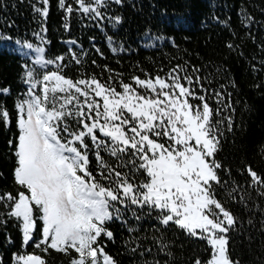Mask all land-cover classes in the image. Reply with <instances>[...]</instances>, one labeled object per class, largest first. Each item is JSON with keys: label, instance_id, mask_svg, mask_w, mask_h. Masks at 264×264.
I'll use <instances>...</instances> for the list:
<instances>
[{"label": "trees", "instance_id": "obj_1", "mask_svg": "<svg viewBox=\"0 0 264 264\" xmlns=\"http://www.w3.org/2000/svg\"><path fill=\"white\" fill-rule=\"evenodd\" d=\"M89 4L98 7L94 0H85ZM68 6L73 8L71 13L66 12ZM45 7L47 17L36 11ZM98 10L101 16L94 18V13L80 9L78 0H65L63 8L59 0H48L47 5L42 0H0V37H11L0 38V89L10 90L0 94V106L11 117L8 125L0 121V196H16L23 190L14 180L15 105L26 98L30 87L25 82L28 69H34L36 78L42 80L43 73L57 70L60 64L66 77L77 80L95 75L102 83L112 77L121 91L119 81L134 84V76L167 78L181 65L180 75L192 77L195 91L205 95L213 109H220L214 119L224 121L216 159L228 171L218 170L222 183L214 187L216 198L237 219L235 229L228 233L229 255L239 264H264V196L259 194L264 189L252 184L247 172L251 167L264 177V0H107ZM25 42L43 45L44 58L56 63L42 66L19 53L18 47ZM60 56L63 61L56 59ZM197 77L207 93L195 84ZM40 89L37 86L36 91ZM217 92L222 94L220 103ZM69 123L75 126L71 119ZM86 142L91 147L87 138ZM101 156L113 166L119 163L106 152ZM89 159V170L96 175L97 161L91 152ZM119 170L131 175V166ZM136 179L145 177L137 173ZM10 211L11 201L0 200V264H20V255H39L45 264H70L78 255L73 250L66 255L50 248L45 253L43 244L35 247L42 236L39 220L34 240L25 245L22 223L9 216ZM157 216L158 210L121 207L120 218L105 225L114 238L102 234L97 243L118 264H195L197 259L203 264L210 258L205 240L186 235L174 224L164 227ZM163 244L168 247L162 251Z\"/></svg>", "mask_w": 264, "mask_h": 264}, {"label": "snow or ice", "instance_id": "obj_2", "mask_svg": "<svg viewBox=\"0 0 264 264\" xmlns=\"http://www.w3.org/2000/svg\"><path fill=\"white\" fill-rule=\"evenodd\" d=\"M42 2L47 5L48 0ZM94 2L99 7L106 5L107 0ZM59 3L62 8L65 6V0ZM78 3L84 13H94V18L101 16L98 7L86 6L85 0ZM36 11L48 16L47 7ZM72 11L71 6L66 8V12ZM115 19L119 21L120 17ZM25 46L38 54L36 64L56 63L44 58V48L28 42ZM227 46L232 48L231 44ZM72 55L80 64L75 53ZM56 59L63 61L64 57ZM182 67L177 65L167 78L134 76L135 87L119 81L121 91L111 82L112 77L103 83L95 75L77 80L66 77L61 74L60 64H56L57 70L43 73L42 80L36 78L34 69L27 70V98L15 105L18 136L14 180L23 190L16 196H0V200L11 201L8 215L22 223L25 243L33 240L39 220L42 239L35 247L45 245V253L50 248L70 255L73 250L78 255L71 258L70 264H118L97 241L102 234L114 238L105 225L120 218L121 207L127 210L136 206L158 210L157 219L164 227L174 224L186 235L205 240L211 254L203 264H239L230 257L228 249V233L235 229L237 219L216 198L214 187L222 183L218 170L223 165L216 154L221 150L220 125L224 121L214 119L220 109H213L205 95L195 91L191 76L180 75L177 69ZM195 84L202 92H208L199 77ZM9 91L0 89V94ZM221 95L216 93L217 103L221 102ZM189 98L200 103H190ZM0 121L5 125L11 122L9 111L2 106ZM228 130H232L231 117ZM102 151L119 163L109 164L101 156ZM90 152L97 161L96 175L89 170ZM129 166L131 175L119 170ZM247 172L252 184L264 189V177L251 167ZM137 173L145 179L137 181ZM259 194L264 196V191ZM167 247L163 244L161 250ZM18 261L45 264L39 255H20ZM195 264L202 262L197 259Z\"/></svg>", "mask_w": 264, "mask_h": 264}, {"label": "rangeland", "instance_id": "obj_3", "mask_svg": "<svg viewBox=\"0 0 264 264\" xmlns=\"http://www.w3.org/2000/svg\"><path fill=\"white\" fill-rule=\"evenodd\" d=\"M34 46H39V47H42V48H44V46L43 45H36V44H33ZM18 52L19 53H21L22 55H24V56H26V57H29V58H33V60H36V57H37V55L38 54H36L33 50H30V49H27V47L24 45V46H22V45H20L19 47H18ZM44 55V54H43ZM38 86H40V85H38ZM133 86L135 87V85L133 84ZM139 91H143V90H140V89H138ZM27 98V97H26ZM102 135V134H101ZM161 142H163V141H161ZM118 207H119V205H118ZM38 221V220H37ZM42 222V221H41ZM37 228V227H36ZM35 232H36V229L33 231V240H34V235H35ZM41 239H42V236H41ZM40 239V240H41ZM32 240V241H33ZM32 241H29V242H27V243H25V245H27L28 243H30V242H32ZM27 256V255H26ZM19 263L20 264H22V262H20L19 261Z\"/></svg>", "mask_w": 264, "mask_h": 264}]
</instances>
